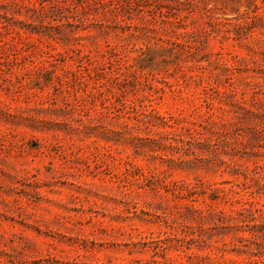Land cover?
I'll return each mask as SVG.
<instances>
[{"label": "rangeland", "instance_id": "obj_1", "mask_svg": "<svg viewBox=\"0 0 264 264\" xmlns=\"http://www.w3.org/2000/svg\"><path fill=\"white\" fill-rule=\"evenodd\" d=\"M0 264H264V0H0Z\"/></svg>", "mask_w": 264, "mask_h": 264}]
</instances>
